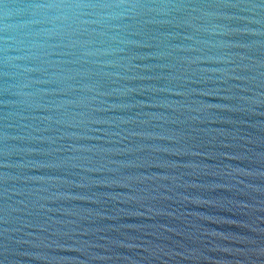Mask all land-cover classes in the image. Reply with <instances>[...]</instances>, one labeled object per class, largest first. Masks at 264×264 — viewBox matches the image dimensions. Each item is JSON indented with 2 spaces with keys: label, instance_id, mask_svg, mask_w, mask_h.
I'll list each match as a JSON object with an SVG mask.
<instances>
[{
  "label": "water",
  "instance_id": "95a60500",
  "mask_svg": "<svg viewBox=\"0 0 264 264\" xmlns=\"http://www.w3.org/2000/svg\"><path fill=\"white\" fill-rule=\"evenodd\" d=\"M0 264H264V0H0Z\"/></svg>",
  "mask_w": 264,
  "mask_h": 264
}]
</instances>
